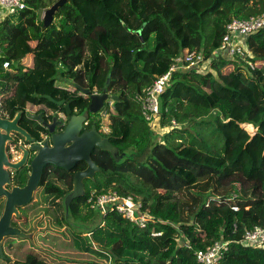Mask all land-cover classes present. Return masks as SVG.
<instances>
[{
  "label": "trees",
  "instance_id": "obj_1",
  "mask_svg": "<svg viewBox=\"0 0 264 264\" xmlns=\"http://www.w3.org/2000/svg\"><path fill=\"white\" fill-rule=\"evenodd\" d=\"M55 1L24 0V10L0 23L3 109L10 119L22 111L19 126L41 140L46 129L29 126L25 114L57 108L43 95L60 87L72 112H80L89 98L79 88L106 89L115 97L107 109L111 144L135 145L142 157L117 165L94 150L91 159L102 174L84 182L85 195L72 201L71 211L87 222L94 211L88 198L116 192L139 204L147 223L140 228L108 211L102 227L74 235L60 207L72 172L48 166L37 191L39 199L47 197L27 208L37 207L32 219L47 216L54 229H66L51 234L55 241L39 235L47 254L12 239L6 256L15 264H200L195 252L222 241L228 248L218 264H264V245L238 240L264 228V28L245 38L246 59L215 56L228 23L261 15L264 0H72L43 28L41 12ZM185 52L202 55L206 64L172 73L157 118L162 130L171 121L182 129L172 128L148 150L141 100ZM215 135L223 139L220 152L207 144Z\"/></svg>",
  "mask_w": 264,
  "mask_h": 264
},
{
  "label": "water",
  "instance_id": "obj_2",
  "mask_svg": "<svg viewBox=\"0 0 264 264\" xmlns=\"http://www.w3.org/2000/svg\"><path fill=\"white\" fill-rule=\"evenodd\" d=\"M72 0H56L41 15L43 28L49 27L54 17L59 16L60 9ZM141 38L140 32H137ZM109 81L107 80L106 85ZM79 90L88 96V104L80 112H72L70 103L65 104V114L68 117L66 124L62 123L58 117L54 116L51 123H46L42 119V114H30L29 117L41 122L50 135L41 144L30 138L29 134L19 126V121L23 114L18 111L13 118H0V198L5 199L3 213L0 217V260L15 264L16 262L8 258L3 251V242L6 238L29 240L33 247L40 249L34 242V236L39 230L35 229L26 234L13 224V216L19 217V208L29 204L35 191L40 185L44 169L48 166H54L66 172L73 170L77 164L84 163V170H79L72 175V187L61 198V212L66 225L80 236H88L96 229L103 226L104 214L101 211L96 212L95 217L90 222H83L74 218L71 211L72 201L82 198L85 195L84 180H93L96 173L101 169L91 159L94 150H100L110 154L114 163L117 165L135 161L142 157V151L135 145L128 146L122 150L114 147L107 135L102 134L96 128V123L91 122L87 125L90 114L99 113L108 100H114L115 97L109 95L106 89L101 94L92 95L89 90L79 88ZM44 99L56 106H62L64 100L56 101L49 95H43ZM56 126L63 127L60 132H56ZM12 134L20 135L25 143H30L28 149L20 146L22 157L19 161L13 163L8 160L6 146L13 140ZM165 137L157 118H154L148 124V150ZM34 152L35 155L29 164V172L26 174L27 180L23 187H12L11 191L6 189L10 185L8 170L17 171L26 163L28 152Z\"/></svg>",
  "mask_w": 264,
  "mask_h": 264
},
{
  "label": "built area",
  "instance_id": "obj_3",
  "mask_svg": "<svg viewBox=\"0 0 264 264\" xmlns=\"http://www.w3.org/2000/svg\"><path fill=\"white\" fill-rule=\"evenodd\" d=\"M26 8L24 0H0V10L4 15L15 14ZM264 28V11L259 16L250 17L244 20L234 19L226 26L225 35L222 38L221 45L215 52V56H223L229 61H238V59H246L247 48L244 43L247 36ZM1 54V49H0ZM206 63L202 55H197L194 52H185L178 57L169 67L168 71L159 76L153 84L145 90V95L141 100L142 115L146 122L150 123L159 115V100L163 91L170 80L172 73L177 70L196 69L201 71ZM251 70L254 69L253 63H248ZM7 68V63L4 64ZM113 107L112 100H108L102 110L99 112L101 119V132L107 135L109 132L108 124L102 126L103 121L108 119L107 109ZM0 118L8 119L6 111L3 109L2 95L0 94ZM104 119V120H103ZM179 125L171 121L170 129L177 128ZM90 208L94 211H101L104 216L108 211H116L126 220L135 223L140 228H145L147 223L146 214H141L138 209L139 204H136L131 197H121L116 192L101 194L98 196H90L87 200ZM235 210V208H233ZM151 235L158 236L159 233L153 232ZM239 243L244 246H262L264 245V228L258 227L251 231H246L239 236ZM228 248V244L222 241H216L204 250H197L195 257L200 264H218L223 254Z\"/></svg>",
  "mask_w": 264,
  "mask_h": 264
},
{
  "label": "flooded vegetation",
  "instance_id": "obj_4",
  "mask_svg": "<svg viewBox=\"0 0 264 264\" xmlns=\"http://www.w3.org/2000/svg\"><path fill=\"white\" fill-rule=\"evenodd\" d=\"M60 88V87H59ZM87 90V89H86ZM92 95H97L98 93H92ZM54 99V98H53ZM56 100V99H54ZM60 100H64V104L62 106H56L57 108H44L43 106H40L38 111L39 113L42 114V119L46 122V123H51L52 122V118L54 116L58 117V119L64 123V125L66 124L67 122V119L68 117L66 116L65 114V104L66 103H70L71 105V102L72 100H65L64 98H61ZM60 100H56V101H60ZM37 112V111H36ZM37 113V114H39ZM32 114V115H37V114H34V113H26L25 115H28V118L31 120L30 123H28L29 126H37L38 123L40 124L39 126L43 127L44 129H46L44 127V125L39 122L38 120H35V119H32L29 117V115ZM23 115V114H22ZM62 116V117H61ZM22 117V116H21ZM10 119V118H8ZM91 122H95L96 123V128L98 131H100L101 129V119L99 117V113L97 114H90L89 115V119L87 121V125L91 124ZM33 127V128H34ZM32 128V127H30ZM63 127H58L56 126V132H60L62 130ZM25 130V129H24ZM26 131V130H25ZM30 138H33L35 139V142H37L38 144H41L46 138H48L50 135L48 134V131L46 129V133H41L40 134V137H41V140H37L33 133H29L28 131H26ZM102 133V132H101ZM103 134V133H102ZM12 138L13 140L11 142H9L6 146V153H7V156H8V160L10 162H17L20 160V158L22 157V151L20 149V146L23 145L24 148L28 149L30 148L31 144L30 143H25L24 141V138L21 137L20 135H17V134H12ZM94 152V151H93ZM92 152V153H93ZM35 153L34 152H28V156H27V160H26V163L21 166L19 168V170L17 171H14V170H8L9 172V181H10V185L9 186H6V189L8 191H11L12 187H23L26 183V180H27V177H26V174L29 172V164H30V161L31 159L34 157ZM93 161V160H92ZM80 164V163H79ZM78 165V164H77ZM76 165V166H77ZM86 167V165H85ZM84 167V169H85ZM48 167H46L44 170H46ZM76 168V167H75ZM74 168V169H75ZM73 169V170H74ZM82 169V170H84ZM73 170H71L70 172H72V175L73 173H75L76 171L73 172ZM79 171V170H78ZM66 172V171H65ZM96 176V174L94 175V177ZM24 177V178H23ZM94 180V179H93ZM93 180H89V181H93ZM86 180L83 181V183L85 182ZM41 187V183L40 185L38 186L37 190L35 191L34 195H33V198L31 200V202L29 204H27L26 206L22 207V208H19V217H15L13 216V224L19 228L21 231H23L24 233L26 234H30L34 229H35V225L37 226V228L39 229L35 236H34V242L36 244V246H41L40 244H38V237L39 235H48L50 231H48L47 229H49L51 226L50 224L47 225H43L45 223V221L41 220L43 217H37L35 219H32L30 216H31V211L32 210H37V207L32 206L31 209H26L28 205L32 204L33 202L37 204H39L41 202V200L45 197H47V195H44L42 197V199H39L37 200V191L38 189ZM69 192V191H68ZM4 205H5V199L4 198H0V217L3 213V210H4ZM40 206V205H39ZM38 206V207H39ZM61 207V205H60ZM50 226V227H49ZM63 229H66L65 227H63ZM41 230H43V233H41ZM10 240H12L11 238H6L3 242V251H4V254H6V251H5V246L8 245L10 243ZM13 241H18V242H25L28 246L30 245V241L29 240H18V239H13ZM40 241V240H39ZM32 247V246H31Z\"/></svg>",
  "mask_w": 264,
  "mask_h": 264
},
{
  "label": "rangeland",
  "instance_id": "obj_5",
  "mask_svg": "<svg viewBox=\"0 0 264 264\" xmlns=\"http://www.w3.org/2000/svg\"><path fill=\"white\" fill-rule=\"evenodd\" d=\"M44 11V10H43ZM42 11V12H43ZM25 63H26V65H29L30 64V59L29 58H26L25 59ZM232 67H233V64H232V66L231 67H227L225 70H223V72L224 73H227V72H229V71H231L232 70ZM198 69V67H196V70ZM62 89L61 88H57L56 90H54V92L53 93H51V97L52 98H54V99H56V100H60L61 99V97H62V91H61ZM61 92V93H60ZM47 95H49V94H47ZM38 109H39V107H35L34 109H33V111L34 112H36V111H38ZM62 117V116H61ZM99 117H100V115H99ZM199 119H203V120H210L211 119V116L210 115H202V116H200V118ZM104 120V119H103ZM109 123V120L108 119H105L104 121H103V124H102V126H105V125H107ZM243 127H245V129H247L250 133H252V132H254V129H253V127H251V126H248V125H245V126H243ZM177 129H182V127L179 125L178 127H177ZM163 130H164V132H163ZM162 130V132L163 133H167V132H169L171 129L169 128V127H165V129H163ZM168 144L169 145H171V143L170 142H168ZM209 146H211L212 147V149L215 151V152H220L221 151V148H222V145H223V139H222V137L221 136H217V135H215V136H213L212 138H210L209 139V141H208V143H207ZM96 174H102V171L100 172V173H96ZM37 200H39V198H38V196H37ZM49 207H50V205H49ZM26 209H28V208H26ZM96 212L97 211H93L92 212V217L90 218V219H88V221L87 222H90V221H92L93 220V218L95 217V215H96ZM30 217H32V216H30ZM39 217H41V216H39ZM46 217L47 216H45V218L43 217L41 220H43V221H45V223L43 224V225H45V224H47V225H49V222H48V220L46 219ZM84 222V221H83ZM51 226V225H50ZM49 226V227H50ZM54 226V225H53ZM68 227V226H67ZM69 228V227H68ZM70 229V228H69ZM48 231H50L49 232V234L47 235V240H49L50 238L52 239V241H55L56 239L54 238V237H51V234L52 233H59V234H61L62 232H63V228H60L59 230H56V229H54L52 226L49 228V229H47ZM70 231L72 232V233H74L71 229H70ZM41 233H43V230H41ZM74 235H75V233H74ZM39 239H38V244H40V241L39 240H41L42 238H40V236L38 237ZM14 243H22L25 247H28V248H31V246H32V244L30 243V245L28 246L25 242H18V241H15ZM33 247V246H32ZM39 247V246H38ZM34 249H36L35 247H33ZM40 249H36L37 251H41L42 253H45V254H47V252L46 251H44V249L43 248H41V247H39ZM12 260V259H11ZM14 261V260H13ZM7 263H10V262H7ZM12 264V263H11Z\"/></svg>",
  "mask_w": 264,
  "mask_h": 264
},
{
  "label": "crops",
  "instance_id": "obj_6",
  "mask_svg": "<svg viewBox=\"0 0 264 264\" xmlns=\"http://www.w3.org/2000/svg\"><path fill=\"white\" fill-rule=\"evenodd\" d=\"M41 15H42V12H41ZM6 16L7 15H4L3 13H1V10H0V23L5 19Z\"/></svg>",
  "mask_w": 264,
  "mask_h": 264
},
{
  "label": "clouds",
  "instance_id": "obj_7",
  "mask_svg": "<svg viewBox=\"0 0 264 264\" xmlns=\"http://www.w3.org/2000/svg\"><path fill=\"white\" fill-rule=\"evenodd\" d=\"M110 95V94H109ZM111 100V99H110ZM106 104V103H105ZM100 132H101V129H100ZM163 132H164V130H163Z\"/></svg>",
  "mask_w": 264,
  "mask_h": 264
}]
</instances>
